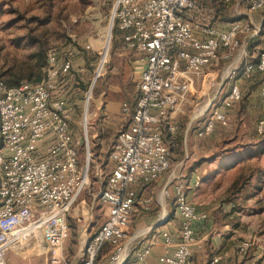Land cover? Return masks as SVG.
<instances>
[{
    "label": "built area",
    "instance_id": "2783aa9c",
    "mask_svg": "<svg viewBox=\"0 0 264 264\" xmlns=\"http://www.w3.org/2000/svg\"><path fill=\"white\" fill-rule=\"evenodd\" d=\"M104 2L111 6L112 28L124 35V48L142 52L145 67L133 109L127 102L122 105L130 117L129 126L118 134L108 151L113 168L100 193L107 218L100 231L88 240L79 264H96L105 243L115 247L111 262L119 263L120 243L127 236L138 200L133 184L156 180L172 167L161 125L167 123L169 131L176 130L169 121L181 95L191 89L189 79L181 81L180 76L232 60L224 70L227 78L234 79L240 72L238 33L249 28L238 20L228 29L218 27L213 18H204L206 9L199 0ZM252 8H264V0H253ZM58 59L54 50L47 52L46 74L39 82L10 85L0 77V264H6V252L12 245L27 242L38 229L48 246L51 263L63 262L67 217L89 184V157L87 164L79 163L82 141L71 132L74 107L65 98L52 97L62 75L72 68L69 59L58 68ZM256 71L264 73V51L257 61L244 66L247 75ZM241 97V89L234 83L222 108L216 99L212 100L198 134L212 133L216 123L225 120V110ZM259 100L264 106V85L259 89ZM256 130L264 135V117L258 119ZM49 132L53 141L42 148ZM199 183L197 179L195 184ZM162 192L165 199L174 198L181 216V234L177 249L161 256L159 264H188L195 240L194 225L207 215L198 212L190 201L181 179L169 178ZM148 202L143 201V205L148 206ZM173 241L171 236L166 237L167 243ZM250 246L246 241L239 251L245 253Z\"/></svg>",
    "mask_w": 264,
    "mask_h": 264
},
{
    "label": "rangeland",
    "instance_id": "374dc122",
    "mask_svg": "<svg viewBox=\"0 0 264 264\" xmlns=\"http://www.w3.org/2000/svg\"><path fill=\"white\" fill-rule=\"evenodd\" d=\"M252 1L199 0L206 9L205 19L213 18V13L217 14L213 19L216 24L243 18L242 22L249 26V33L259 31V37L253 44L264 48V10L253 9ZM110 24L111 6L104 0H0V77L8 84L22 80L35 83L39 73L34 55L42 49L45 52L54 50L60 59L72 61V68L65 76V84L55 93L70 99L74 107L73 120L83 134L88 103V138L93 156L90 183L68 214L70 229L64 241L65 260L59 264H78L85 229L89 233L97 231L106 217V207L99 200L100 186L94 175L97 170L103 171L104 176L108 172L107 153L117 132L98 128L101 111H98L97 116L94 115L97 110L96 103L102 100L103 110L107 94H117L115 91H119V88L122 89L118 92L119 96L122 92L127 93L126 97L128 93L131 95L129 101L123 100L128 104L134 103L138 94L137 89L132 88L135 83L132 85L130 82L133 78L132 69L124 62L128 51L123 47V34L116 27L112 28L108 56L98 72L103 60V44L107 40L106 31ZM231 62L229 60L224 65H218L216 70L219 74L212 77L213 83L208 82L206 94L190 90L185 106L186 112L183 116L186 119L206 106L208 109L214 99L217 100V106L222 108L223 99L229 89L233 83H238L242 97L225 110L226 118L216 123L214 134H198L209 113L207 109L192 122L187 140H184L185 144L181 142L179 146L170 148L168 137L165 138L166 132L163 131V134L172 161L170 171H174L183 181L191 202L200 204L204 199H210L250 217V221L255 224L254 230H251L252 241L255 236L264 237V135H259L256 130L258 119L264 117V106L260 103L258 93L264 77L246 75L242 69L231 80L227 78L224 70ZM44 69L45 67L43 76ZM126 82L128 84L125 85ZM221 82L224 83L223 86ZM219 84L221 91L217 93ZM166 126L168 127L167 123ZM94 131L109 140L100 143L98 138H93ZM84 151L86 150L82 147L80 164L86 159ZM197 179L200 181L198 185L195 184ZM158 190L152 193L153 211L162 209L157 204L160 203ZM170 199H164L167 213L170 211ZM233 205L234 209L231 207ZM137 208L138 213L141 208ZM258 209H261L260 218L256 213ZM247 231L248 228H245L244 234ZM247 237L246 235L245 239ZM40 243L39 237L30 239L19 248L20 255L9 250L7 264H52L50 257L46 259L45 255H37L44 248V245H38ZM240 254L245 258L253 255L251 248ZM21 255L30 258H23Z\"/></svg>",
    "mask_w": 264,
    "mask_h": 264
},
{
    "label": "crops",
    "instance_id": "0c3cea01",
    "mask_svg": "<svg viewBox=\"0 0 264 264\" xmlns=\"http://www.w3.org/2000/svg\"><path fill=\"white\" fill-rule=\"evenodd\" d=\"M261 9L264 10V8H261ZM216 15H217L216 13H213V19L216 17ZM234 21H237V20H233L231 22L224 23V24L223 23L216 24L215 21L213 20V23L220 28L228 29ZM238 21H241V23H244L242 22L243 18H241V20H238ZM196 32L202 38L206 37V35L202 31H196ZM249 32L250 31H241L238 33V38L240 40V54H241L240 59H239L240 71L242 69L244 70V66L246 64L257 61L259 53L264 51V48H260L253 44V42L259 37V34H258L259 31H257V33L256 32L254 33V31L253 32L251 31V33ZM126 50L128 51V56L124 58V62L127 66L131 67L132 69L133 78L130 80V82L132 85L135 83V86H132V88L137 89V85L141 79L142 70L145 67L144 54L139 51L128 50V49ZM65 61H66L65 59L62 60L59 58L57 67L62 68ZM220 64L224 65L226 63L221 62L218 65L220 66ZM218 65L205 69L201 72L184 74L180 76V80L184 81V80L189 79L190 84H191V89H190L191 92L198 91L201 94L203 93L206 94L208 92V89H207L208 82L211 83L212 77L214 75L219 74L218 73L219 71L216 70L219 67ZM66 75H62V77L60 78L61 80L58 81L57 87L55 91H53L52 97L55 99L65 98L67 101H69L72 104V102L67 96L58 95L55 93V92H58L60 87H62L65 84L64 80H65ZM254 75H260L264 77L263 73H260L257 71L249 74V76H254ZM126 84L128 83L126 82L125 85ZM221 85L223 86L224 83L221 82ZM262 85H264V81L262 82L260 87ZM219 86L220 84L216 88L217 93L218 92L220 93L221 91ZM121 90L122 89L119 88V91H115L117 94H114V95H112V93L107 94L105 98V105H104L103 110H102V100L99 103H96L97 110H95V113H94V115L97 116L99 112L101 111L100 113L101 117L99 118L97 122V124L99 125L98 128H101L102 130L108 129L110 131L117 132L115 139L111 143V146L113 142L116 140L118 134L122 130L126 129L130 123V117L129 115L123 112L122 105L124 102L129 101L128 99H131V95L128 93V97H126L127 93L122 92L121 96H119L120 93L118 92H120ZM103 94H105V92ZM189 95H190V92H187L181 95L178 108L173 113L169 121L170 124H173L176 126V130L174 132H171L169 131L166 124L161 125L162 131L166 132L165 138L168 137V143H169L168 145L170 146V148L179 146L181 142L182 144H185L184 140L185 141L187 140L188 132H189L192 122L194 123V121H196L198 117L203 113L202 110H200L199 112L195 113L193 116H190V117L188 116L187 119L184 118L183 115L186 112L185 106L187 105V101L189 100L188 98ZM123 100H127V101H123ZM136 101H137V98L134 103H136ZM86 114H87V118L86 116L84 117V120H85V125L83 129L84 134L79 132L80 130L79 128H77V125L75 124L74 120H72L71 122V132L73 133L75 138H78L82 141V145L80 146V149L83 147V150H86L84 151L86 159H84V161L81 164L82 165L87 164V158L89 157V183H90V164H91L93 156H92V152L90 148V141L88 138V127H89L88 126V105H87V111L85 112V115ZM53 138H54L53 134L49 132L45 143L41 145L42 148H46L47 144L53 141ZM93 138H98V140H100V143H104L109 140L108 138H105V136H102L101 133H98V131L93 132ZM165 146H166V143H165ZM1 147H2V143L0 141V148ZM166 148L168 150L167 146ZM107 156H108V153H107ZM169 156H170V153H169ZM112 168H113V162L109 159L108 172H106L105 176H104L103 171L100 172L99 170H97L95 172V175H94L95 181H97L100 186V192L98 196H100V193L106 183V179L108 175L112 172ZM171 177H174L175 179H180L174 171H169L168 173L163 174L160 178H158L157 181L153 183H150L151 181H138L137 183L133 184L132 187L136 192L138 200L135 205L134 211L132 213L130 225L126 229L127 236L120 243L121 252H120V261L118 264H159V259L161 256L165 254H173L174 251L177 249L178 244H179L180 234H181V216L179 212L176 211L174 198H171V199L169 198L170 199V202H169L170 211L169 213H167V216L163 218L162 216H163L164 209H166V206L164 207L160 201L161 196L164 198L163 192H162L163 188L165 187L168 179ZM85 188L82 190V192L85 190ZM159 188L160 190H158ZM156 189L160 193L159 198H158L160 203H157L159 206L162 207L160 211H153L154 206H153V194L152 193L153 192L155 193L157 191ZM82 192L78 195V197L82 194ZM145 200L149 201L148 206L146 207L143 205V201ZM138 206L141 208V210L137 213ZM195 206L198 212L206 213L207 217L204 220L197 221L194 225L195 240L191 244L192 256L188 264H264V253H262L264 249V237L255 236V238L251 241V238H250L251 230L252 229L254 230L255 224H253L254 221L253 222L250 221L251 220L250 217H247V216H244L238 213L237 212L238 210H230L229 209L230 207L228 208L226 204H220L210 199H204L200 204H196ZM231 207L234 209L235 205ZM256 213L258 214L260 218L261 209H258ZM106 218H107V208H106L105 220ZM104 222L102 223L101 227L97 231H91L89 233V231L85 229L86 231L84 232L85 238L83 241V245H81L80 247V250H81L80 259H81V256L83 254L84 248L88 240L100 231ZM245 228H248L249 230L247 231V234H244ZM82 235L81 237H83ZM246 235L249 238L247 237L245 239ZM167 236H171L174 239V241L170 244L167 243L166 242ZM38 237L41 240V243L38 245L39 246L44 245V248L43 249L41 248L39 252H37V255H45V258L49 259L50 252L48 250V246L46 245L43 239L42 232L36 233V235L31 237L30 239H33V238L38 239ZM246 241H250L251 243L250 248L253 254L252 256H250L251 258L250 257L245 258L244 256L240 254L241 252L239 251L240 247ZM27 242L15 244L14 248L12 247L13 246L12 245L7 250V252L9 250H14L16 251V253L20 255V253L18 252L19 248L23 247V245ZM254 245H255V248H254ZM64 249L65 248H64V243H63V250ZM145 249H148L147 253H145ZM7 252H6V256H7ZM114 253H115V247L110 243H105L97 257L96 264H113L111 262V257ZM140 254H144L143 259L139 258ZM22 257L27 258V259L30 258L28 256H22ZM31 257H34V256H31ZM80 259H79V262H80ZM214 259H218V261L214 262ZM35 263L36 262L32 264H35ZM6 264H7V259H6Z\"/></svg>",
    "mask_w": 264,
    "mask_h": 264
},
{
    "label": "trees",
    "instance_id": "16d2710c",
    "mask_svg": "<svg viewBox=\"0 0 264 264\" xmlns=\"http://www.w3.org/2000/svg\"><path fill=\"white\" fill-rule=\"evenodd\" d=\"M38 52L39 53H37L36 55H34L37 58V65H36V67H37L38 73H39L38 77L35 79L36 82L41 81L45 77V75L43 76V68L44 67L46 68V66H47V52H45L44 49H42L41 51H38ZM44 72H45V69H44ZM22 81H17V82H14V83H10V85H17V84H19ZM28 82H33V81H28ZM138 95H139V92H138L136 98H138ZM134 105H135V103L130 104V106H131L132 109H133Z\"/></svg>",
    "mask_w": 264,
    "mask_h": 264
},
{
    "label": "bare ground",
    "instance_id": "6f19581e",
    "mask_svg": "<svg viewBox=\"0 0 264 264\" xmlns=\"http://www.w3.org/2000/svg\"><path fill=\"white\" fill-rule=\"evenodd\" d=\"M110 36H111V24H110V26H108L107 31H106V38H107V40L103 44V48H104L103 60H102V63L100 64V66H99L98 72H100L101 69L103 68V64L106 61V58L108 56V50H109V43L108 42H109ZM89 98H91V95H89ZM206 109H207V106H206V108L202 109V112H203V110H206ZM86 118H87V114H86ZM160 201L163 204V206L165 207L164 198L162 196L160 197ZM166 216H167V211H166V209H164V212H163V216L162 217L165 218ZM38 232L39 233L41 232L40 229H38Z\"/></svg>",
    "mask_w": 264,
    "mask_h": 264
},
{
    "label": "water",
    "instance_id": "95a60500",
    "mask_svg": "<svg viewBox=\"0 0 264 264\" xmlns=\"http://www.w3.org/2000/svg\"><path fill=\"white\" fill-rule=\"evenodd\" d=\"M111 32H112V22H111ZM96 78H97V76L95 77V79L93 80V82H92V85H91V87H90V92L92 91V86H93V84H94V82H95V80H96ZM86 116V115H85ZM163 223V222H162Z\"/></svg>",
    "mask_w": 264,
    "mask_h": 264
}]
</instances>
